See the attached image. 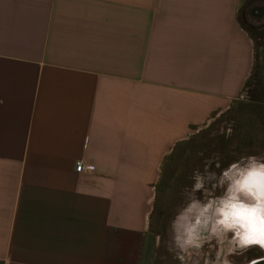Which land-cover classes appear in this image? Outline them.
Masks as SVG:
<instances>
[{"label":"crops","instance_id":"crops-1","mask_svg":"<svg viewBox=\"0 0 264 264\" xmlns=\"http://www.w3.org/2000/svg\"><path fill=\"white\" fill-rule=\"evenodd\" d=\"M247 1L0 0V264H152L171 149L251 76Z\"/></svg>","mask_w":264,"mask_h":264},{"label":"rangeland","instance_id":"rangeland-1","mask_svg":"<svg viewBox=\"0 0 264 264\" xmlns=\"http://www.w3.org/2000/svg\"><path fill=\"white\" fill-rule=\"evenodd\" d=\"M264 0L245 2L240 13V22L255 41V63L251 76L241 97L230 109L220 114L211 123L171 149L165 168L160 172L157 199L151 234L153 235L152 264H179L166 250L169 222L175 210L185 201V190L191 193L194 170L219 173L240 156L264 154ZM219 194V190H217ZM202 197V192L195 193ZM161 237L160 247L156 246ZM264 257V251L253 246L246 251L238 250L229 256L233 264H250ZM211 259H215L213 254Z\"/></svg>","mask_w":264,"mask_h":264},{"label":"clouds","instance_id":"clouds-1","mask_svg":"<svg viewBox=\"0 0 264 264\" xmlns=\"http://www.w3.org/2000/svg\"><path fill=\"white\" fill-rule=\"evenodd\" d=\"M216 167L219 173L194 170L191 193L185 190L169 222L164 245L179 264H233L229 256L238 250L264 251V154L240 156L225 168L217 160Z\"/></svg>","mask_w":264,"mask_h":264},{"label":"built area","instance_id":"built-area-1","mask_svg":"<svg viewBox=\"0 0 264 264\" xmlns=\"http://www.w3.org/2000/svg\"><path fill=\"white\" fill-rule=\"evenodd\" d=\"M77 171H83L86 169L84 162H82L81 160L77 162V166H76Z\"/></svg>","mask_w":264,"mask_h":264},{"label":"water","instance_id":"water-1","mask_svg":"<svg viewBox=\"0 0 264 264\" xmlns=\"http://www.w3.org/2000/svg\"><path fill=\"white\" fill-rule=\"evenodd\" d=\"M262 258V257H261ZM261 258H257V259H255V260H258L259 261V264H264V259H261ZM255 260H253V261H255ZM251 264V263H250Z\"/></svg>","mask_w":264,"mask_h":264}]
</instances>
